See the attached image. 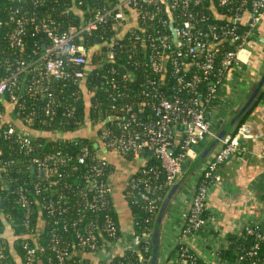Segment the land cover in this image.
Here are the masks:
<instances>
[{
    "label": "built area",
    "instance_id": "1",
    "mask_svg": "<svg viewBox=\"0 0 264 264\" xmlns=\"http://www.w3.org/2000/svg\"><path fill=\"white\" fill-rule=\"evenodd\" d=\"M46 1L31 0L36 7ZM104 1L88 12L84 23L66 29L57 19L36 21L19 8L10 16L14 27L8 41L13 51L5 59L6 74L0 78V100L6 102L5 110H0V131L14 138L38 176L17 184L11 193L24 212V227H31L37 209L42 213L39 221L51 226L52 234L50 242H23L22 264L44 259L47 264H75V251L117 246L121 232L109 181L111 164L101 156L103 151L131 157L152 152L149 156L156 164L145 165L130 178L127 199L156 217L165 192L181 176L185 163L198 156L197 145L215 135L213 98L221 92L227 72L248 60L246 45L264 17V0ZM104 26L112 35L105 40L106 52L97 57V63L104 68L102 85L109 102L96 121L89 120L95 138L46 149L26 124L33 119L40 124H63L74 115L70 108L60 119L57 108L61 103L52 83L87 87L91 54L84 38ZM28 35L42 36V51H30L33 56L27 52ZM25 84L31 85L33 105H28L27 98L20 102ZM18 103L17 115L26 121L15 117L22 126L6 115L7 107L14 109ZM52 133L55 137L62 134L60 129ZM244 136L240 128L228 134L204 166L189 206L180 213L181 230L175 243L178 257H169L167 263L170 259L173 264L240 263L222 259L219 251L220 263L208 262L189 241L208 225L210 190L222 180L220 167L244 150ZM1 165L0 161V172ZM152 233L153 227L146 228L134 240V249L141 244L151 252ZM241 234L250 236L252 244L238 260L257 264L260 256L264 258V225H247ZM46 252L53 256H44ZM0 264H17L1 239Z\"/></svg>",
    "mask_w": 264,
    "mask_h": 264
},
{
    "label": "trees",
    "instance_id": "2",
    "mask_svg": "<svg viewBox=\"0 0 264 264\" xmlns=\"http://www.w3.org/2000/svg\"><path fill=\"white\" fill-rule=\"evenodd\" d=\"M78 2L79 0H47L42 6L36 7L31 0H0V78L6 74L4 65L5 59L13 51L8 41L9 34L14 27V23L10 19L13 10L19 8L21 13H25L29 18L33 17L36 21L40 18L52 17L57 19L63 28L66 29L69 25H81L85 22L90 10L100 8L105 3L104 0H83V5H78ZM66 9L69 10V12H67ZM28 28L31 30V24L28 25ZM256 31H258V26ZM111 35L112 32L104 26L100 27V29L95 31L92 35H87L84 38L85 45L91 50V62L87 69L88 77L86 88H82L81 85L74 84L73 82L52 83L53 90L61 103L57 108L60 119H62L61 113L68 111L70 108L75 110L74 115L65 118L63 124L59 122L47 125L40 124L36 119L27 122V129L31 136L36 142H44L46 144V149L66 147L70 144L75 145L78 144L75 143L77 139H82L84 143L90 140L85 131L91 125L89 120L96 121L109 102V94L105 85H102L104 68L98 66L99 62L97 63V57L104 56L106 52L105 40ZM26 38L28 53L32 50H35L37 53L42 51L43 41L41 35L38 37H31L28 35ZM125 48L126 47H124V49ZM126 52L127 51H124L120 56L124 55ZM28 78H31V74ZM30 88L31 85H23V89L20 90L23 94V97L20 98V102L23 98H27L28 105H33L35 101L33 99V91L30 90ZM222 91L226 95L225 100L222 99ZM225 91L226 89L224 90L223 85L221 92L213 98L212 104L216 114L212 128L215 132L220 129L228 118L229 111L234 103L232 101L231 92L229 96ZM5 104L6 102L4 99L0 100V110H5ZM18 107L19 103L17 107L13 109L11 120L15 121L21 117L23 121H26L24 116L17 115ZM28 108H30V106H28ZM15 115L18 118H16ZM245 120H247L246 116L241 123H245ZM18 121L20 120L18 119ZM19 125L22 126L21 121L20 123L18 122V126ZM55 129H60L61 133H65L66 136L61 134L59 137H55L54 133H52ZM237 131L238 129L233 130L231 134L237 133ZM72 132L78 133V136L73 137ZM210 140L211 138H208L200 142L197 145L198 151L200 152V149L203 150ZM0 161L3 167V170L0 172V239L5 243L7 253L10 256L16 254L22 257L23 242L29 241L34 244L35 241H51V226L44 224L45 222L41 223L39 221L38 217L40 214L42 215V213H40V210L36 209L31 216V227L28 229L24 227V212L18 205L17 199L15 195L11 193V190H13L17 184L30 179V176L36 179L38 176L30 167L29 156L20 151L13 137L6 138L2 135V131H0ZM190 163V160L187 161L184 168H187ZM155 164L156 160L149 157L147 165L152 166ZM8 186L11 187L8 188ZM129 205L134 216V230L130 240L134 242L137 237L141 236V233L146 228L154 226L155 218L130 202V200ZM226 239L227 245L220 250L222 259L228 260L231 263H236L238 261L240 262L239 264H249L250 260L239 261L238 257L252 244V238L245 234L239 235L231 232L227 234ZM178 250L179 245H175L169 257H178ZM44 256L51 257L53 255L51 252H46ZM149 259L150 251H145L140 244L135 249L134 245L126 248L122 255L114 256L109 264H118L121 260H127L130 264H148ZM75 260V264H88L86 261L80 262L78 257H75ZM256 263L264 264L263 256H260L256 260ZM41 264H47V259H44Z\"/></svg>",
    "mask_w": 264,
    "mask_h": 264
},
{
    "label": "crops",
    "instance_id": "3",
    "mask_svg": "<svg viewBox=\"0 0 264 264\" xmlns=\"http://www.w3.org/2000/svg\"><path fill=\"white\" fill-rule=\"evenodd\" d=\"M246 49L248 60L230 69L224 81V90L226 89L225 92L228 94L231 92L234 102L229 113L247 97L264 71V17L258 24V31H255L248 41ZM225 98L226 95L222 91V99L225 100ZM12 112L13 109L8 106L6 115L9 119L12 118ZM246 119L245 123L253 126L252 135L244 136L242 139L244 150L232 156L220 167L222 180L211 188L208 198L209 223L189 241L198 254L208 262L220 263L216 252H220L227 245L228 233L240 235L247 225H264V193L259 195L256 189L258 179L264 175V89L259 99L248 111ZM93 129L94 126L90 125L85 130L86 135L95 138L96 133L92 131ZM216 150L210 154L202 167L189 176L185 185L183 184L176 193L163 227L159 264H173V259H170L168 263L167 261L180 234V213L189 206L200 183L203 168L214 156ZM103 153V157L107 158L111 164L109 181L121 235L113 250L108 247L92 252L75 251V256L88 264H109L112 256L122 255L126 248L133 246L134 242L130 239L134 230V216L127 199V188L130 178L147 165L150 157L149 154H141L138 157L125 156L115 151H103ZM179 200L182 209L175 217L171 216V211ZM171 219L175 240L172 245L167 246L172 239L164 242L163 237L165 228ZM164 243H167L166 246ZM13 256L17 264H22V258L19 255L13 254Z\"/></svg>",
    "mask_w": 264,
    "mask_h": 264
},
{
    "label": "water",
    "instance_id": "4",
    "mask_svg": "<svg viewBox=\"0 0 264 264\" xmlns=\"http://www.w3.org/2000/svg\"><path fill=\"white\" fill-rule=\"evenodd\" d=\"M264 89V71L261 73L260 78L251 88L247 97L236 107L232 112L229 113L228 118L223 123L218 131L215 132V135L211 137L209 143L198 153V156L192 160L187 168L184 169L181 176L176 180V182L171 186L168 192L165 195V198L162 202L160 210L155 217V223L153 226L152 233V249L150 252V259L148 264H159L161 260V237L163 232V227L166 221V216L170 210L174 199L176 198V193L181 189L182 185L188 180L197 169L202 167L204 162L208 160L210 154L216 150L217 147L222 145V140L228 135L240 128L245 136H251L253 131V126H250L246 123H241L244 117L247 115L248 111L253 107L256 101L259 99L261 93ZM79 139H77L78 141ZM95 147L98 148L99 145L96 142ZM149 154L142 152V155ZM44 172H42V175ZM185 185V184H184Z\"/></svg>",
    "mask_w": 264,
    "mask_h": 264
},
{
    "label": "rangeland",
    "instance_id": "5",
    "mask_svg": "<svg viewBox=\"0 0 264 264\" xmlns=\"http://www.w3.org/2000/svg\"><path fill=\"white\" fill-rule=\"evenodd\" d=\"M100 45V44H99ZM62 135L66 136L65 133L62 132ZM72 136H78V133L76 132H72ZM90 139H94V136H91V135H87ZM104 155V153L102 152V156ZM256 189H257V192L259 195H262L264 193V175H262L259 179H258V182H257V185H256ZM187 192H189V188H187ZM182 209V205L180 203V200L178 201V203L175 205V207L172 209L171 211V216H176L177 214H179V212L181 211ZM172 219L169 221L167 227L165 228V231H164V237H163V240L164 242H166L168 239H172L169 244V245H172L174 243V233L172 232L173 230V223H171ZM167 243H164V246H166ZM165 248V247H164ZM161 264H165V263H161Z\"/></svg>",
    "mask_w": 264,
    "mask_h": 264
}]
</instances>
